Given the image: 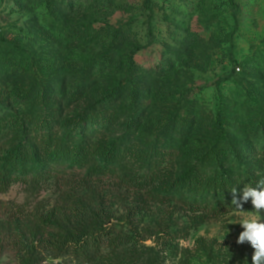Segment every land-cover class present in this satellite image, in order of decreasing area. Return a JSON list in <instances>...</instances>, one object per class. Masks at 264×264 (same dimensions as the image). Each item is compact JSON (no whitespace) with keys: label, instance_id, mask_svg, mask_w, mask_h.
Wrapping results in <instances>:
<instances>
[{"label":"rangeland","instance_id":"1","mask_svg":"<svg viewBox=\"0 0 264 264\" xmlns=\"http://www.w3.org/2000/svg\"><path fill=\"white\" fill-rule=\"evenodd\" d=\"M94 109L126 152L104 170L96 132L70 152ZM261 175L264 0H0V264H251L210 192ZM100 215L115 233L61 251Z\"/></svg>","mask_w":264,"mask_h":264},{"label":"trees","instance_id":"2","mask_svg":"<svg viewBox=\"0 0 264 264\" xmlns=\"http://www.w3.org/2000/svg\"><path fill=\"white\" fill-rule=\"evenodd\" d=\"M240 68V67H236ZM240 71V70H239ZM109 97H106V101L98 102V104L94 105L93 108H96L97 105H104L108 100ZM101 103V104H100ZM98 108V107H97ZM98 109H94V112L87 116L81 117L74 125L73 129L71 130V133L76 136H78V141H72V143H75L70 149V152L74 153V156L79 159L81 162L87 161L89 151L93 150V146L95 143L93 142L94 138L92 139L91 135L96 132L95 134L98 135L100 138L99 142H102L104 139L107 140L103 141V144H99L100 147H102V155L100 157V161L97 164L93 166L91 169H97V170H104L105 167H109V164H112L113 162L119 161L122 156L125 155V150L122 152L124 148L123 144L117 145L116 142L109 143L107 137L105 134L102 135V130L99 131V128L97 126L105 125L107 122H111L114 120V117L117 115L116 112L113 111V114L107 113L104 116L97 117L96 111ZM103 110V108H102ZM94 117V118H93ZM97 127V128H96ZM96 128V129H95ZM102 136V137H101ZM93 140V141H91ZM120 147V148H119ZM38 163H42L43 160L40 161L38 157H36ZM44 159V158H43ZM90 160V156H89ZM22 162V160H20ZM109 171L107 170L104 174H107ZM225 190L221 188V185H218L217 181H214L211 196L213 194H216L218 196L226 195L227 202L232 206V200H233V193L230 192L229 194H226L224 192ZM236 198L240 201H242V192L237 190V196ZM195 207V206H194ZM199 207V206H197ZM208 208V207H207ZM220 209V208H219ZM219 210L216 207L211 208L212 213H217ZM69 236H67L65 241L62 243L61 251L62 252H73L75 254H85V253H92V247L91 242L100 241L101 236L111 235L112 233H115V230H112V228L108 224V220L104 218L103 216H97L94 217L91 224L87 227H84L81 231L73 233L71 229L68 231ZM83 251V252H82ZM36 259L29 260L28 264H36Z\"/></svg>","mask_w":264,"mask_h":264},{"label":"clouds","instance_id":"3","mask_svg":"<svg viewBox=\"0 0 264 264\" xmlns=\"http://www.w3.org/2000/svg\"><path fill=\"white\" fill-rule=\"evenodd\" d=\"M259 175V174H258ZM232 204L236 212L241 213V218L231 224H240L237 244L248 243L253 249L251 264H264V175H261L254 184H245L242 190V201L251 200L253 211L242 210V203L236 198L237 188L234 187Z\"/></svg>","mask_w":264,"mask_h":264},{"label":"built area","instance_id":"4","mask_svg":"<svg viewBox=\"0 0 264 264\" xmlns=\"http://www.w3.org/2000/svg\"><path fill=\"white\" fill-rule=\"evenodd\" d=\"M237 70L239 71V70H240V68H237Z\"/></svg>","mask_w":264,"mask_h":264}]
</instances>
